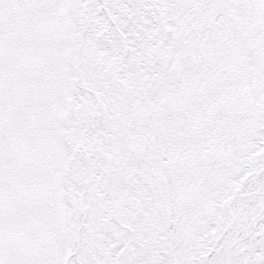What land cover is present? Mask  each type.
Segmentation results:
<instances>
[{"label":"snow or ice","instance_id":"obj_1","mask_svg":"<svg viewBox=\"0 0 264 264\" xmlns=\"http://www.w3.org/2000/svg\"><path fill=\"white\" fill-rule=\"evenodd\" d=\"M0 264H264V0H0Z\"/></svg>","mask_w":264,"mask_h":264}]
</instances>
